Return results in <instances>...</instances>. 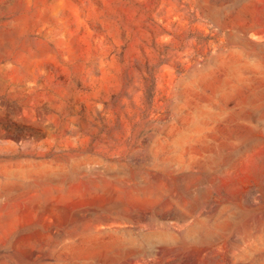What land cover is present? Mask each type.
Returning a JSON list of instances; mask_svg holds the SVG:
<instances>
[{
	"label": "rangeland",
	"instance_id": "rangeland-1",
	"mask_svg": "<svg viewBox=\"0 0 264 264\" xmlns=\"http://www.w3.org/2000/svg\"><path fill=\"white\" fill-rule=\"evenodd\" d=\"M0 264H264V0H0Z\"/></svg>",
	"mask_w": 264,
	"mask_h": 264
}]
</instances>
